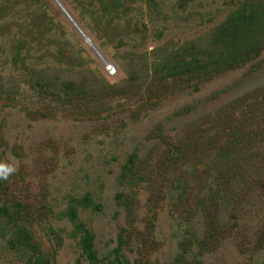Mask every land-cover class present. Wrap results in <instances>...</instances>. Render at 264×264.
<instances>
[{"label": "rangeland", "instance_id": "374dc122", "mask_svg": "<svg viewBox=\"0 0 264 264\" xmlns=\"http://www.w3.org/2000/svg\"><path fill=\"white\" fill-rule=\"evenodd\" d=\"M230 15L264 0H0V264H91L83 230L96 264H264V33L192 73Z\"/></svg>", "mask_w": 264, "mask_h": 264}, {"label": "trees", "instance_id": "16d2710c", "mask_svg": "<svg viewBox=\"0 0 264 264\" xmlns=\"http://www.w3.org/2000/svg\"><path fill=\"white\" fill-rule=\"evenodd\" d=\"M264 24L257 20H249L244 22V18L242 16H227L222 23L219 24L216 30V43H220L222 48L226 49L227 51V59L229 62H221L216 61L214 57L211 58L208 62H200L192 68V73L195 75L205 74L209 71H216L221 69L223 65L228 66L232 64H238V59L243 58V56L247 55L249 52L254 51L256 45H258V41L261 39L260 36L264 33ZM188 70V65L183 64L181 66V72L172 70V73H181L184 74L185 71ZM174 71V72H173ZM235 106L233 103H227L225 106L219 108L209 120V127L214 132L217 129H220L219 126L222 125L220 130H223V127L228 125L229 129H232L231 136H235L237 133L236 123L234 118ZM88 203V201H87ZM71 211L70 216L73 217V210ZM79 243L81 246L82 251L86 259L91 264H96L95 253L92 248L91 243V235L88 233L87 230H83L82 236L79 239Z\"/></svg>", "mask_w": 264, "mask_h": 264}, {"label": "clouds", "instance_id": "9594fccd", "mask_svg": "<svg viewBox=\"0 0 264 264\" xmlns=\"http://www.w3.org/2000/svg\"><path fill=\"white\" fill-rule=\"evenodd\" d=\"M14 167H7L5 165L0 164V179L7 180L10 175L15 172Z\"/></svg>", "mask_w": 264, "mask_h": 264}, {"label": "built area", "instance_id": "2783aa9c", "mask_svg": "<svg viewBox=\"0 0 264 264\" xmlns=\"http://www.w3.org/2000/svg\"><path fill=\"white\" fill-rule=\"evenodd\" d=\"M106 68L109 69V66L106 65Z\"/></svg>", "mask_w": 264, "mask_h": 264}]
</instances>
